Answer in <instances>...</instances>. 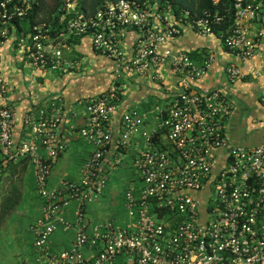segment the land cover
<instances>
[{
  "label": "built area",
  "instance_id": "1",
  "mask_svg": "<svg viewBox=\"0 0 264 264\" xmlns=\"http://www.w3.org/2000/svg\"><path fill=\"white\" fill-rule=\"evenodd\" d=\"M32 0H5L0 3V44L13 36L15 19H23ZM71 13L76 0H62ZM219 0H211L216 5ZM232 23L216 30L223 21L217 9L200 16L186 10L175 15L167 0H104L90 15H73L64 31L51 34V25L36 20L24 35L29 63L35 68L57 70L65 66L64 44L60 37L88 35L95 52L113 60L109 87L83 101L85 123L76 132L93 146L83 161L78 180L61 179L57 188L48 186L52 161L66 149L59 135L63 106L60 97L46 107L27 112L23 124L31 132L27 140L13 143L15 110L0 104V173L9 161L26 157L34 187L42 201V218L29 226L34 246L43 252V264L112 263L119 255L128 264H264V139L251 146L234 144L224 125L232 106L224 94L213 89L205 93L189 91L191 80L203 76L211 57L196 63L183 51L173 52L161 45L192 30L201 36L216 34L223 46L239 59L250 58L264 37V16L258 0H230ZM64 19V16H61ZM256 24V25H255ZM138 31L131 54L121 47L122 30ZM169 63L177 74L175 92L165 108H156L153 130L145 116L126 111L114 165L131 146L132 136L143 142L132 159L140 186L124 193L126 215L132 225L113 221L85 230L80 208L74 218L75 235L67 249L50 253L47 243L59 223H66L64 208L75 202L82 207L94 202L104 191L107 177L99 164L112 137L110 118L119 97L124 75H144L160 79ZM229 81L242 77L234 66L226 68ZM8 89L0 77V94ZM260 103L264 106V84ZM77 116L76 111L71 112ZM69 128L74 130V125ZM164 134L166 146H157L155 135ZM68 225V223H67ZM95 248L86 255L83 247Z\"/></svg>",
  "mask_w": 264,
  "mask_h": 264
},
{
  "label": "crops",
  "instance_id": "2",
  "mask_svg": "<svg viewBox=\"0 0 264 264\" xmlns=\"http://www.w3.org/2000/svg\"><path fill=\"white\" fill-rule=\"evenodd\" d=\"M84 1L87 4L92 0ZM97 7L86 5L83 12L76 11L82 13L80 15H90ZM52 11L54 17L55 6ZM66 14L64 12V19ZM64 19L60 17L59 22L64 23ZM27 28L26 24L19 29L15 27L12 30L13 36L0 44V77L8 82V89L0 94V104L10 105L15 110L12 141L18 143L31 136L30 130L23 124L25 114L32 109L46 107L60 97L63 112L59 135L66 139L67 146L52 161L48 177V186L57 188L61 179L80 178L81 165L93 150V146L76 131L85 123L83 101L99 95L109 87L113 75V60L95 52L88 35L59 36L62 42L64 40L62 57L65 66L57 70L35 68L29 63L26 44H18L16 40L26 33ZM62 32L61 28L55 35ZM137 34L135 28L122 30L121 47L126 53L131 54L133 51ZM161 48H169L173 52L183 51L196 63L210 56L208 68L202 77L190 81L189 91L205 93L217 89L224 94L232 106V114L224 125L230 142L251 146L264 139V106L259 101L264 84V37L258 41L253 55L243 60L227 50L218 35L201 36L192 30L163 43ZM228 66L237 67L242 77L234 82L229 81L225 71ZM160 73L158 80L151 78L150 70L144 75L123 76L119 97L110 118L113 129L111 142L99 164V171L107 177L104 192L97 200L82 207L70 202L64 208L62 215L66 223H59L50 235L48 252L56 253L70 246L75 235L73 221L79 208L85 216L87 231L107 221H113L122 227L132 225L131 219L126 215L123 193L130 186H140L139 178L132 168V159L136 150L143 147V142L137 136H132L131 146L123 151L121 162L113 167L114 156L120 151L116 141L122 114L129 110L143 114L146 127L154 129L155 109H163L168 105L178 78L169 63ZM72 111L77 112L76 117L71 116ZM70 124L74 125V130L69 128ZM154 141L157 146L167 145L165 135L161 133L155 135ZM41 218L42 201L27 167L22 177L20 202L0 230V264H43V252L35 248L29 229L31 224ZM82 252L94 255L95 248L85 246ZM103 264H128L127 256L122 254L112 263Z\"/></svg>",
  "mask_w": 264,
  "mask_h": 264
},
{
  "label": "trees",
  "instance_id": "3",
  "mask_svg": "<svg viewBox=\"0 0 264 264\" xmlns=\"http://www.w3.org/2000/svg\"><path fill=\"white\" fill-rule=\"evenodd\" d=\"M5 0H0V3ZM55 3V15L53 18H49L47 21L51 25V34L64 31V26L67 19L73 15L82 14L76 10L84 11L86 5L91 7L99 6L104 0H92L86 4L84 0H77L76 6L71 13L66 14L64 23L59 22V18L63 16L65 12V5L62 0H53ZM115 1V0H113ZM173 9L175 15H178L184 10L190 13V16H200L206 10L213 12L217 9L223 14V21L216 25V30L228 28L232 23V15L230 8V0H219L216 5L212 4L211 0H167ZM261 5V14L264 16V0H258ZM44 0H32L31 8L27 12L26 16L21 19H15V27L17 29L22 28L23 24H26L29 28L31 24L38 20L37 17L42 10ZM28 28L26 30H28ZM28 159L26 157L20 158L16 161H9L1 170L0 173V230H2L6 224L7 219L14 213L21 199V184L22 177L27 168Z\"/></svg>",
  "mask_w": 264,
  "mask_h": 264
},
{
  "label": "rangeland",
  "instance_id": "4",
  "mask_svg": "<svg viewBox=\"0 0 264 264\" xmlns=\"http://www.w3.org/2000/svg\"><path fill=\"white\" fill-rule=\"evenodd\" d=\"M54 7V1L53 0H44L42 10L39 13V19L40 20H49V17L52 16V8ZM104 192V191H103Z\"/></svg>",
  "mask_w": 264,
  "mask_h": 264
}]
</instances>
